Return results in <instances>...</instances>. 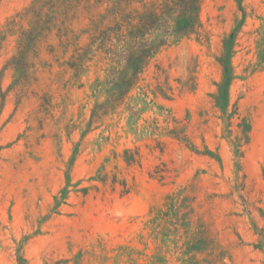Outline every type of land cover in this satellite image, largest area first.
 Masks as SVG:
<instances>
[{"label":"rangeland","instance_id":"rangeland-1","mask_svg":"<svg viewBox=\"0 0 264 264\" xmlns=\"http://www.w3.org/2000/svg\"><path fill=\"white\" fill-rule=\"evenodd\" d=\"M31 1L0 0V31ZM67 1L73 46L40 41L27 77L7 65L18 33L1 44L0 264H264V0H202L198 28L94 119L110 64L76 49L114 18ZM232 33L227 120L215 96Z\"/></svg>","mask_w":264,"mask_h":264},{"label":"trees","instance_id":"trees-1","mask_svg":"<svg viewBox=\"0 0 264 264\" xmlns=\"http://www.w3.org/2000/svg\"><path fill=\"white\" fill-rule=\"evenodd\" d=\"M132 1L96 0L99 4L108 2L102 19L111 16L114 21L91 34L85 48L76 49L82 52L76 53V62L99 55L110 64L105 80L108 98L94 108L93 119L112 111L126 98L145 65L169 38L185 37L199 26L202 0H170L159 11L143 13L129 10ZM69 5L67 0H32L22 11L6 19L0 31V48L7 33H18L17 53L7 64L14 69L16 78L27 77L30 60L37 53L40 41L48 40L54 32L63 49L73 46L70 42L72 31L67 26ZM234 38L232 33L224 40L220 58L223 79L215 96L216 105L227 120L232 117V113H228V86L232 80L229 59ZM76 62L71 63L72 68H75ZM240 128L242 138L247 139L249 123L243 119ZM239 147L236 145V154H240ZM64 195L63 191L62 196L55 199V208L65 199Z\"/></svg>","mask_w":264,"mask_h":264}]
</instances>
